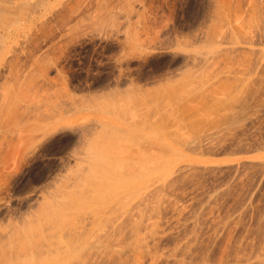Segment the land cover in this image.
I'll return each instance as SVG.
<instances>
[{
    "label": "rangeland",
    "instance_id": "obj_1",
    "mask_svg": "<svg viewBox=\"0 0 264 264\" xmlns=\"http://www.w3.org/2000/svg\"><path fill=\"white\" fill-rule=\"evenodd\" d=\"M56 262L264 264V0H0V264Z\"/></svg>",
    "mask_w": 264,
    "mask_h": 264
},
{
    "label": "bare ground",
    "instance_id": "obj_2",
    "mask_svg": "<svg viewBox=\"0 0 264 264\" xmlns=\"http://www.w3.org/2000/svg\"><path fill=\"white\" fill-rule=\"evenodd\" d=\"M116 160H117V159H116ZM106 171H107V169H106ZM108 171H109V170H108ZM113 175L115 176V174H113ZM118 175H119V174H118ZM118 175H117V176H118ZM98 178H99V177H98ZM104 178H106V177H104ZM90 180H91V179H90ZM121 180H122V179H121ZM115 181L117 182V180H115ZM118 182H119V181H118ZM119 186H120V185H119ZM91 187H92V186H91ZM101 188H102V187H101ZM109 188H110V187H109ZM112 188H113V187H112ZM114 188H115V186H114ZM83 190H84V189H83ZM100 192H101V190H100ZM122 192H124V191H122ZM87 193H88V192H87ZM118 193H119V192H118ZM121 194H122V193H121ZM77 195H78V194H77ZM117 195H119V194H117ZM117 195H116V196H117ZM103 196H105V195H103ZM39 197H40V196H39ZM113 198H114V197H113ZM66 199H67V198H66ZM68 200H69V199H68ZM107 200H108V199H107ZM107 200H106V202H107ZM65 201H66V200H65ZM71 201H72V200H71ZM71 201H70V202H71ZM93 201H94V200H93ZM98 201H99V200H97V202H98ZM109 201H110V200H109ZM61 202H63V201H61ZM84 202H85V201H84ZM78 203H79V202H78ZM98 203H99V205H100V202H98ZM66 204H67V203H66ZM79 204H80V203H79ZM93 204H96V205H97L96 201H95V203L93 202ZM53 205H54V204H53ZM61 205H62V204H61ZM67 205H68V204H67ZM96 205H95V207L98 206V205H97V206H96ZM56 206H57V205H56ZM73 206H74V205H73ZM77 206H78V205H77ZM81 206H82V203H81ZM88 206H91V205H88V204H87V207H88ZM101 206H102V205H101ZM64 207H65V206H64ZM69 207H70V206H69ZM85 207H86V205H85ZM85 207H84V208H85ZM99 207H100V206H99ZM66 208H67V207H66ZM80 208H81V207H80ZM80 208L77 207V210L80 209ZM50 209H52L51 206H49V210H50ZM54 209H55V208H54ZM54 209H52V210H54ZM64 209H65V208H64ZM69 209H70V208H69ZM72 209H73V208H72ZM49 210H46L47 214L49 213V212H48ZM89 210H90V209H89ZM93 210H95V209H93ZM74 211H76V206H75V210H74ZM91 211H92V210H91ZM96 211H98V213H97V212H94V213H96V215H98L99 212H100V210H98V208H96ZM101 211H102V210H101ZM41 212H43V211H41ZM50 212H52V211H50ZM79 212H80V211H79ZM79 212H78V214H80ZM102 212H103V211H102ZM43 213H44V212H43ZM43 213H42V214H43ZM52 213H53V212H52ZM52 213H51V214H52ZM59 213H60V212H59ZM65 213H66V212H65ZM92 213H93V211H92ZM94 213H93V214H94ZM39 214H40V213H39ZM54 214L56 215V212H55ZM82 214H83V213H82ZM90 214H91V212H90ZM93 214H92V215H93ZM101 214H102V213H101ZM57 215H59V214H57ZM94 215H95V214H94ZM49 216H51V215H49ZM64 216H65V215H64ZM42 217H43V215H42ZM44 217H46V216H44ZM58 217H59V216H58ZM59 218H61V217H59ZM62 218H63V217H62ZM62 218H61V219H62ZM68 218H69V217H68ZM75 218H77V217H75ZM100 218H101V216H100ZM38 219H39V217H38ZM42 219H43V218H42ZM49 219H50V218H49ZM66 219H67V217H66ZM73 219H74V218H73ZM50 220H51V219H50ZM57 220H58V219H57ZM74 220H75V219H74ZM35 221H36V220H35ZM58 221H59V220H58ZM61 221H62V220H61ZM63 221H64V219H63ZM68 221H69V220H68ZM36 222H37V221H36ZM36 222H35V223H36ZM69 222H70V221H69ZM73 222H74V221H73ZM54 223H55V222H54ZM61 223H63V222H61ZM71 223H72V222H70V225H71ZM55 224H56V223H55ZM65 224H66V223H65ZM31 225H32V224H31ZM35 225H36V224H35ZM51 225H52V224H51ZM68 225H69V223H68ZM74 225H75V224H74ZM36 226H37V225H36ZM58 226H59V225H58ZM65 226H67V225H65ZM65 226H64V228H65ZM75 226H76V225H75ZM54 227H55V226H54ZM71 227H72V226H69L68 228H71ZM73 227H74V226H73ZM32 228H33V227H32ZM51 228H52V227H51ZM25 229H26V228H25ZM35 229H36V228H35ZM71 229H72V228H71ZM27 230H28V229H27ZM69 230H70V229H69ZM57 232H58V231H57ZM63 232H64V231H63ZM54 233H55V232H54ZM33 234H34V233H33ZM22 235H23V234H22ZM37 235H38V234H37ZM49 235H50V234H49ZM55 236H56V235H55ZM42 237H43V236H42ZM48 238H49V237H48ZM53 238H55V237H53ZM44 239H45V238H44ZM46 239H47V238H46ZM46 239H45V240H46ZM25 240H26V239H25ZM47 241H48V240H47ZM30 242H31V241H30ZM33 242H34V241H33ZM43 242H44V241H43ZM45 243H46V242H45ZM45 243H44V244H45ZM38 244H39V243H38ZM59 244H60V243H59ZM29 245H30V244H29ZM36 245H37V244H36ZM61 245H62V244H61ZM26 246H27V245H26ZM32 246H33V245H32ZM34 246H35V245H34ZM34 246H33V247H34ZM50 246H51V245H50ZM21 248H22V247H21ZM27 248H29V247H27ZM59 255H60V254H59ZM59 255H58V256H59ZM58 256H57V257H58ZM58 259L60 260V258H58ZM49 260H50V259H49ZM55 261H56V260H55ZM49 263H50V262H49ZM52 263H54V262H52ZM56 264H57V262H56ZM59 264H60V262H59Z\"/></svg>",
    "mask_w": 264,
    "mask_h": 264
}]
</instances>
